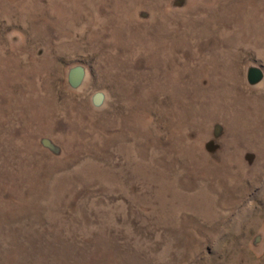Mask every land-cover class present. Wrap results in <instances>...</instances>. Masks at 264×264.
Here are the masks:
<instances>
[{
    "label": "rangeland",
    "instance_id": "obj_1",
    "mask_svg": "<svg viewBox=\"0 0 264 264\" xmlns=\"http://www.w3.org/2000/svg\"><path fill=\"white\" fill-rule=\"evenodd\" d=\"M250 68L264 0H0V264H264Z\"/></svg>",
    "mask_w": 264,
    "mask_h": 264
},
{
    "label": "water",
    "instance_id": "obj_2",
    "mask_svg": "<svg viewBox=\"0 0 264 264\" xmlns=\"http://www.w3.org/2000/svg\"><path fill=\"white\" fill-rule=\"evenodd\" d=\"M86 78V70L81 67H74L69 71L68 82L71 88L78 89L84 83ZM264 79V72L259 68H250L248 71V82L251 85H256ZM100 98V97H98ZM98 98L96 102H98Z\"/></svg>",
    "mask_w": 264,
    "mask_h": 264
}]
</instances>
